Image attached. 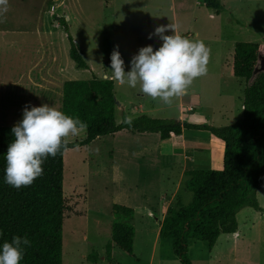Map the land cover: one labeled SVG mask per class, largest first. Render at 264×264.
I'll return each mask as SVG.
<instances>
[{
	"label": "rangeland",
	"instance_id": "1",
	"mask_svg": "<svg viewBox=\"0 0 264 264\" xmlns=\"http://www.w3.org/2000/svg\"><path fill=\"white\" fill-rule=\"evenodd\" d=\"M58 1L62 4L51 16L49 7H42L38 0H7V10L0 13V127H13L28 104L54 105L61 111L65 81L110 78V54L115 46L127 72L131 57L141 47L152 45L155 50L160 46L157 37H147L162 25H175L179 34L206 44L207 73L196 78L187 94L174 98L171 104L143 95L139 86L133 89L113 80L118 102L116 124L123 116L181 120L183 114L188 123L208 118L215 127L231 125L242 118L243 91L251 82L231 74L234 45H261L256 67L264 73V0H218L223 7L218 15L206 9L201 0ZM67 34L79 47L87 70L77 69L69 59ZM49 44L56 51L53 68L41 74L39 81H35L34 71L30 75L33 86L20 83L24 74L32 72L30 68L39 56L49 54ZM84 138L85 131L80 130L65 142ZM176 149L174 142L162 143L153 135L141 138L130 134L100 137L88 147L64 151L67 211L61 236L62 264H181L172 254L169 241L158 239L155 221L162 198L177 180L175 170L165 169L170 162L164 158L166 161L159 165L156 156ZM216 153L210 170L221 169ZM179 195L181 204L190 202L191 194L184 196L180 191L168 208ZM256 200L260 212L251 208L239 212L237 237L220 235L210 251L206 244L188 240L190 264H264V182ZM114 204L135 211L133 256L113 246L112 260L107 261L104 251L111 240Z\"/></svg>",
	"mask_w": 264,
	"mask_h": 264
},
{
	"label": "trees",
	"instance_id": "2",
	"mask_svg": "<svg viewBox=\"0 0 264 264\" xmlns=\"http://www.w3.org/2000/svg\"><path fill=\"white\" fill-rule=\"evenodd\" d=\"M201 2L216 15L223 10L218 0ZM63 29L67 33L65 26ZM67 40L69 59L77 69L87 70L79 47L68 34ZM261 50V45L247 42L233 47L232 76L251 82L243 91L242 118L224 127L146 115L131 118L130 124L124 122L123 116L116 124L113 80L94 76L86 81H65L62 85L61 111L87 125L82 129L83 141L65 142L68 150L88 147L95 139L119 131L158 134L160 141L193 131L207 133L221 143V169L185 172L181 191L191 194V200L181 204L179 195L159 226L158 239L169 241L172 254L181 264H190L188 240L202 242L210 251L220 235L237 231L236 215L241 210L261 211L256 193L264 182V73L254 74ZM11 128L0 127V243L10 241L14 235L27 236L31 243L25 248L21 264H62L61 236L67 211L63 195L64 151L49 156L42 165L43 174L30 185L14 188L4 182V154L14 139ZM111 210V240L104 251L107 261L112 260L113 246L133 256L135 236L133 209L114 204Z\"/></svg>",
	"mask_w": 264,
	"mask_h": 264
},
{
	"label": "clouds",
	"instance_id": "3",
	"mask_svg": "<svg viewBox=\"0 0 264 264\" xmlns=\"http://www.w3.org/2000/svg\"><path fill=\"white\" fill-rule=\"evenodd\" d=\"M7 0H0V13L7 10ZM171 35H165L166 32ZM161 42L141 47L129 61V70L118 46L110 54L111 78L119 85L137 88L143 95L171 104L174 98L187 94L193 81L207 73L209 49L200 39H189L177 32L175 25H162L149 33ZM131 123V117H124ZM87 125L58 110L54 105H25L21 119L11 128L14 139L4 154V182L14 188L30 185L43 174V163L60 151H66L65 138L76 136ZM27 236H12L0 243V264H21Z\"/></svg>",
	"mask_w": 264,
	"mask_h": 264
},
{
	"label": "crops",
	"instance_id": "4",
	"mask_svg": "<svg viewBox=\"0 0 264 264\" xmlns=\"http://www.w3.org/2000/svg\"><path fill=\"white\" fill-rule=\"evenodd\" d=\"M57 1L58 0H38V2L40 3V5L42 7H49V12H48L49 16L54 14L55 9L59 5L62 4L61 2H59V1L57 2ZM52 17H54V15ZM52 46L53 45H50V44L48 45L49 54H47V53L43 54L44 56L42 54L41 55L39 54L40 55L39 58L33 63L32 67L30 68V69H32V72L31 73L27 72L26 74H24L22 76V79L20 80L21 81L20 83H22V81H23L27 85L33 86L35 84V81L40 80L41 74H43L44 72L49 73L50 67L53 68L54 59H55V52H56L54 47H52ZM51 48H52V50H51ZM42 56H43V58H40ZM34 71L37 73V75H35V81H34V79L30 78V75L33 74ZM231 74H232V71H231ZM103 77H106V75H104ZM103 79L113 80L111 77L110 78H103ZM189 109H190V107L187 108V111ZM135 111H137L136 108H135ZM180 119H181L180 121L187 122L185 120V117L183 114H182ZM191 124H202V125L213 126L210 123V120L208 118L203 119L200 123L194 122ZM130 134H134L135 136H140L141 138L143 136H148V135H153V136L159 138L158 134H151V133L137 134V133L128 132V131H119V132H117L111 136H129ZM160 142H162V143L174 142L177 145L178 149H176V151H174V152L169 151L166 154L160 153V154H157V156H156V158H157L156 160L158 162L157 164L162 165V163H164L166 161L164 158H166L170 162V164L168 162H166V164H168L165 166L166 171L171 172L172 170H175V172L177 173V180H175L171 192L168 195H166L164 198H162L161 207H160L158 213H156L157 217H155V221L157 223V229H156L157 237H158V231H159L160 223L165 216L167 208L173 202L175 196L183 188L184 173L189 172V171H193L194 169H206V168L209 169L208 167L210 165H212V163L214 161V152H217L216 153L217 156L215 155L217 157L216 160L221 159V163H222V154H223L221 143L218 140L211 137L207 133L185 131L180 136H171L168 140L160 141ZM183 194H184V196H186V193H183ZM147 213L149 214L151 212H147ZM238 214L236 215V220L238 218ZM134 217H135V211H134L133 219H134ZM132 223H133V220H132ZM237 224H238V222H237ZM237 229H238V227H237ZM232 235L234 237H237L238 232L236 231Z\"/></svg>",
	"mask_w": 264,
	"mask_h": 264
},
{
	"label": "water",
	"instance_id": "5",
	"mask_svg": "<svg viewBox=\"0 0 264 264\" xmlns=\"http://www.w3.org/2000/svg\"><path fill=\"white\" fill-rule=\"evenodd\" d=\"M257 72H259V71L257 70V67H256L255 71H254V74H256ZM116 105H118V102H116Z\"/></svg>",
	"mask_w": 264,
	"mask_h": 264
}]
</instances>
